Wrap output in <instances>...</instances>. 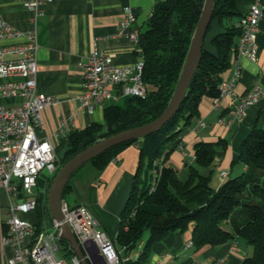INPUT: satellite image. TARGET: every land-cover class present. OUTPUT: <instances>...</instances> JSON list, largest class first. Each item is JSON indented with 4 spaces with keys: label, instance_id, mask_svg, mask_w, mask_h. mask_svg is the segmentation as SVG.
Here are the masks:
<instances>
[{
    "label": "trees",
    "instance_id": "trees-1",
    "mask_svg": "<svg viewBox=\"0 0 264 264\" xmlns=\"http://www.w3.org/2000/svg\"><path fill=\"white\" fill-rule=\"evenodd\" d=\"M241 1L247 0H215L200 65L177 114L158 132L123 143L88 162L102 171L128 146H139V167L121 212L118 236L114 239L122 264H147L155 244L169 234L186 231L191 226L192 241L197 249L217 247L242 237L254 250L243 264H264V128L259 127V118L241 143L235 162L245 166L246 171L227 178L217 189L211 186L212 171L204 175L200 169L213 170L216 149L227 147L225 139L195 145V163L190 165L185 180L181 179L177 169L166 164L172 151L181 145V133L199 117L203 98L214 99L220 95L224 73L231 66L232 53L241 35L235 25L243 15L239 9ZM204 4L205 0H162L155 5L146 21V29L141 30L137 52L144 62L145 97H130L125 106L109 104L103 110V123L92 122L83 129L70 132L57 147L60 168L98 140L147 124L165 111L182 74ZM216 25L219 31L208 40ZM61 149H64L63 153ZM145 166L150 170L157 169L158 173H152L151 184L141 191ZM153 181L155 189L151 191ZM52 182L49 180L48 188ZM46 183L41 180L40 186L45 187ZM70 189L69 181L63 199ZM200 190H206V195L197 203H188L187 200ZM143 203L164 207L165 211L149 212L143 209ZM35 223L40 227V222ZM2 226L7 227L5 223ZM145 233L148 238L140 248ZM60 244L68 255H76L69 242L61 239ZM137 252V257H133Z\"/></svg>",
    "mask_w": 264,
    "mask_h": 264
},
{
    "label": "crops",
    "instance_id": "crops-1",
    "mask_svg": "<svg viewBox=\"0 0 264 264\" xmlns=\"http://www.w3.org/2000/svg\"><path fill=\"white\" fill-rule=\"evenodd\" d=\"M160 1L162 0H51L42 5V13L38 15L24 6V0H0V16L23 33L20 37L1 40L0 48L27 44L28 34L36 33L40 44L37 90L57 99L55 104L44 110L45 130L39 133L40 137L52 136L59 146L70 132L83 129L94 122V114L87 113L77 101L84 89V63L97 45L101 51L113 54L116 64L135 66L139 61L137 48L128 37L119 35L123 9L125 6L135 9L138 16L136 25L142 30L143 24ZM250 3L251 0L239 3L242 14L247 12ZM218 31L219 27L214 26V34ZM257 44L259 50L256 61L240 58L235 52L232 53L231 66L224 73L223 79L231 80L235 72L240 71L235 83L234 97L221 100L218 108L213 98H203L199 117L181 133V145L166 160L167 165L178 170L181 179L188 178L190 165L195 163V145L202 141H227L226 148L218 146L216 149L213 170L200 169L204 175L212 171V188H219L232 173L235 172L237 176L246 171L245 166L235 163L240 154L241 143L258 118L259 125H264V17L259 24ZM256 87L262 91L258 102L248 107L240 120L230 119L227 110ZM18 101L7 100L12 104ZM221 119H225V122H221ZM56 133L59 134L58 137L55 136ZM139 161V146L133 144L102 171L96 170L92 165L80 173L79 169L69 180L71 189L67 195H71L72 201L70 203L65 198L67 203L71 207L87 206L98 218L101 228L115 239L119 233L121 212L130 195ZM222 172L228 173L224 179L220 176ZM152 173L153 170L147 166L143 169V183L149 181V185L151 184ZM145 190L144 187L141 188V191ZM205 195L206 190H200L187 202L197 203ZM3 198L8 206V197L2 190L1 205ZM142 207L152 213L165 211L164 207L152 204L143 203ZM0 213L2 222H5L2 211ZM6 215L7 212L5 218ZM225 227L231 230L229 225ZM192 233L193 226L186 231L169 234L154 245L147 264H243L244 259L254 251L242 237H236L235 240L217 247L205 246L197 249L193 245L186 248V244L192 240ZM147 238L148 233L140 248L144 246ZM4 252L6 260L14 253L11 247L5 248ZM137 253L133 257L136 258Z\"/></svg>",
    "mask_w": 264,
    "mask_h": 264
},
{
    "label": "built area",
    "instance_id": "built-area-1",
    "mask_svg": "<svg viewBox=\"0 0 264 264\" xmlns=\"http://www.w3.org/2000/svg\"><path fill=\"white\" fill-rule=\"evenodd\" d=\"M49 1L24 0L23 3L27 9L39 15L42 5ZM263 17L264 0H251L247 12L235 23L241 31L235 50L238 57L257 60V37ZM137 19L135 9L125 6L119 35L128 37L139 51L141 29L136 25ZM22 35L21 31L0 16V41ZM27 37V44L0 48V212L2 190L9 200L5 222H2L0 213V261L1 264H81L77 255L72 257L71 263L57 255L61 248L62 222L54 220V231L43 232L41 224L39 227L22 217L26 213L38 211L44 201L47 191L40 186L42 171L48 170L53 174L60 168L58 146L53 137L39 136L45 130L44 110L55 104L57 99L37 90L40 44L36 33H29ZM143 70L141 57L135 66H121L115 63L113 54L105 53L95 45L83 65L84 89L77 97L80 107L94 114L99 106L107 103H117L130 97H145L147 89L143 82ZM239 76L240 71L237 70L233 79L222 81L220 95L214 98L217 108L224 98L234 97ZM261 96V89H252L233 104L227 115L232 120H240L247 108L257 103ZM9 99L19 101L12 104L7 102ZM221 122L224 123L225 119H221ZM200 124L204 126L203 122ZM153 173L157 174L158 170H153ZM227 175V172H222L221 179ZM154 189L155 181L151 191ZM20 194L22 197L19 199ZM63 212L78 242L89 246L93 255H97L96 249L99 251L98 264H122L114 239L101 228L98 218L87 206L71 207L63 199ZM2 223L7 227H3ZM193 245L191 240L186 248ZM7 247H11L14 253L6 260L4 251ZM90 253H87L88 257Z\"/></svg>",
    "mask_w": 264,
    "mask_h": 264
},
{
    "label": "water",
    "instance_id": "water-1",
    "mask_svg": "<svg viewBox=\"0 0 264 264\" xmlns=\"http://www.w3.org/2000/svg\"><path fill=\"white\" fill-rule=\"evenodd\" d=\"M214 4L215 0H205L201 18L196 27L182 74L174 95L165 111L157 119L147 124L130 128L98 140L68 160L55 176L48 191V206L53 219L57 222H62L61 237L70 243L81 264H98L97 259L99 257L97 255L100 256V254L96 249L97 255H93L90 253L91 249L89 246L81 245L71 226L65 221L63 193L67 183L83 165L92 159L123 143L142 139L158 132L177 114L187 94L190 82L200 65L201 53L213 18ZM19 189L21 190V186H19ZM21 197L22 195L20 194L19 199ZM87 253H90L89 257Z\"/></svg>",
    "mask_w": 264,
    "mask_h": 264
},
{
    "label": "rangeland",
    "instance_id": "rangeland-1",
    "mask_svg": "<svg viewBox=\"0 0 264 264\" xmlns=\"http://www.w3.org/2000/svg\"><path fill=\"white\" fill-rule=\"evenodd\" d=\"M148 18V17H147ZM146 23H144L143 24V29L145 30L146 29ZM215 34H214V32H213V30L209 33V36H208V40H210L211 38H212V36H214ZM126 100L127 99H122V100H120L119 102H117L116 104H119V105H122V106H125V104H126ZM110 103H107L106 105H102V106H99L96 110H95V113H94V115H93V121L94 122H100V123H103L104 122V120H103V110H104V107L105 106H107V105H109ZM99 116H101V117H99ZM259 127H261V128H264V125H259ZM61 151V153H63L64 152V149H61L60 150ZM91 166V164L90 163H87V164H85V165H83L81 168H80V170H79V172L78 173H80L81 171H85V169L86 168H88V167H90ZM146 167V166H145ZM57 173L58 172H56V173H53V174H50L49 172H48V170H43L42 171V173H41V180H43L44 182H47L46 183V187H45V190L47 191V194H45V196H44V201H43V203H41L40 204V210H39V213H37V211H33V212H31V213H26V214H24V215H22V217L24 218V219H27V220H29V221H31V222H40V224H41V228H42V231L43 232H46V231H48V232H53L54 231V219H53V217H52V214H51V212H50V209H49V206H48V191H49V189L50 188H48V182H49V180H54V178H55V176L57 175ZM230 178H234V177H236V173L234 172V173H232L230 176H229ZM228 177V178H229ZM148 185H149V181L147 182V183H142L141 184V188H143L144 187V190L148 187ZM42 190V189H41ZM39 191H37V193H38ZM71 195H67V197H66V199H67V201L69 200V202L71 203V201H72V197H70ZM65 199V200H66ZM1 211H2V217H3V219L4 220H6V218H5V214H6V212H7V204H6V202H5V200H4V198L2 199V205H1ZM147 233H145V235H146ZM57 255L58 256H61V257H63V258H65L68 262H72V257L70 256V255H68L67 253H66V251L65 250H63L62 249V247L60 248V250L57 252Z\"/></svg>",
    "mask_w": 264,
    "mask_h": 264
}]
</instances>
